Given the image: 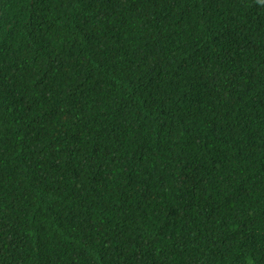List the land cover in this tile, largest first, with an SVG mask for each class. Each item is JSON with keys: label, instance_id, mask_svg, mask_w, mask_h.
Segmentation results:
<instances>
[{"label": "trees", "instance_id": "1", "mask_svg": "<svg viewBox=\"0 0 264 264\" xmlns=\"http://www.w3.org/2000/svg\"><path fill=\"white\" fill-rule=\"evenodd\" d=\"M0 264H264V2L0 0Z\"/></svg>", "mask_w": 264, "mask_h": 264}, {"label": "snow or ice", "instance_id": "2", "mask_svg": "<svg viewBox=\"0 0 264 264\" xmlns=\"http://www.w3.org/2000/svg\"><path fill=\"white\" fill-rule=\"evenodd\" d=\"M262 2H264V0H262Z\"/></svg>", "mask_w": 264, "mask_h": 264}]
</instances>
